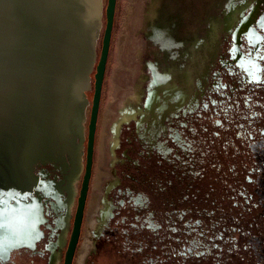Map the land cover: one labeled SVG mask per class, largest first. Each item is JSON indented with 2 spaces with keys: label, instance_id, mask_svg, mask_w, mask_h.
Listing matches in <instances>:
<instances>
[{
  "label": "rangeland",
  "instance_id": "obj_1",
  "mask_svg": "<svg viewBox=\"0 0 264 264\" xmlns=\"http://www.w3.org/2000/svg\"><path fill=\"white\" fill-rule=\"evenodd\" d=\"M99 2L100 23L94 31L97 60L107 0ZM254 6L258 10L253 24L261 41L253 46L242 32L235 48L236 30L253 15ZM262 16L264 0H117L78 245L79 249L96 192L102 207L96 229L86 227L85 237L91 239L93 229L94 240L86 264L108 255L103 254L104 245L123 259L120 264L228 260L264 264V24L258 23ZM232 18L233 27L227 29ZM240 58L252 60L259 76H253L252 62L246 65ZM157 72L176 78L169 97L159 85L163 83L155 81ZM94 73L93 69L86 91L90 102ZM152 93L170 104L171 111L149 113ZM109 109L104 167L109 174L99 190L94 188L101 166L99 136L102 116ZM164 114L165 127L151 139L155 120ZM85 155L86 151L84 161ZM40 167L52 170L48 163ZM109 204L113 214L105 221ZM171 255L175 258L169 261ZM101 264L114 262L104 259Z\"/></svg>",
  "mask_w": 264,
  "mask_h": 264
},
{
  "label": "flooded vegetation",
  "instance_id": "obj_2",
  "mask_svg": "<svg viewBox=\"0 0 264 264\" xmlns=\"http://www.w3.org/2000/svg\"><path fill=\"white\" fill-rule=\"evenodd\" d=\"M248 5L249 3L242 6L240 13H243ZM257 10L254 6L253 15L244 19L237 32L235 31V48L239 47L242 32H246L253 46L259 45L261 34L253 24ZM234 22L232 18L226 23V28L232 29ZM258 23L264 24V16ZM96 60L95 57L92 67L94 70ZM240 61L246 65L252 62L254 69L251 72L254 77L259 76L258 67L252 60L243 61L240 58ZM184 74L187 76L185 81L187 82L188 74L186 72ZM175 80L171 73L161 75L157 72L155 75V81L163 83L159 85L165 88L168 97L172 93ZM44 87L39 92L37 108L31 112L33 119L26 120V116L23 119L19 151L14 158L17 162L9 161L0 169V264H64L85 164L84 147H86L87 120L91 102L86 92L85 97L74 104L73 87L67 81L57 84L51 90L47 86ZM153 94L147 102L149 113L155 116L156 110L163 113L171 111L170 104L165 105L158 101L159 94ZM82 105L84 106L80 112ZM111 112L107 110L105 114H108L102 117L103 129L99 136L101 166L94 184V188L99 190L102 188L105 176L109 174L104 167L108 159L107 139L110 134L108 123ZM165 117L164 114L160 116L161 120L159 118L155 120L157 128L156 131H152L151 139L156 137L161 127H165L163 122ZM116 131L119 133L120 126L116 127ZM43 163L50 164L52 170L41 168ZM99 197L100 195L94 192L90 199L83 243L77 251L75 264H86L94 248L93 229L91 239L85 237V231L87 224L94 226L95 229L97 227L96 214L100 213L102 207ZM112 214L113 208L109 204L104 213L105 221ZM102 249L104 252L102 253L108 255L104 256L106 258L98 257L96 264H101L104 259L109 261L110 256L112 258L115 256L112 251L106 250L105 245Z\"/></svg>",
  "mask_w": 264,
  "mask_h": 264
},
{
  "label": "bare ground",
  "instance_id": "obj_3",
  "mask_svg": "<svg viewBox=\"0 0 264 264\" xmlns=\"http://www.w3.org/2000/svg\"><path fill=\"white\" fill-rule=\"evenodd\" d=\"M99 1L0 0V169L17 162L23 119H33L44 86L67 81L74 104L85 97Z\"/></svg>",
  "mask_w": 264,
  "mask_h": 264
},
{
  "label": "water",
  "instance_id": "obj_4",
  "mask_svg": "<svg viewBox=\"0 0 264 264\" xmlns=\"http://www.w3.org/2000/svg\"><path fill=\"white\" fill-rule=\"evenodd\" d=\"M116 5H117V0H107V4L105 7L106 23L102 38L101 51L95 66L94 82H93L94 92H93L92 101L90 103L89 121L87 124L86 147H84V150H86L85 164L82 174V181L80 183V188H79L77 206L75 209L71 235L65 252L64 264H75L76 262L75 256L77 253L79 241L81 239L86 206H87V199H88V194H89L91 179L93 174L94 152H95L97 127H98L99 113L101 106L102 90H103V83L105 79L109 52L111 47ZM92 71L93 68L91 69L90 74L92 73ZM88 89L90 88L88 87L86 91ZM86 91L85 92L83 91L81 94L86 93ZM14 116L12 120L17 119L16 115ZM84 141H85V136L83 138V142ZM2 186L3 185H1V187Z\"/></svg>",
  "mask_w": 264,
  "mask_h": 264
},
{
  "label": "trees",
  "instance_id": "obj_5",
  "mask_svg": "<svg viewBox=\"0 0 264 264\" xmlns=\"http://www.w3.org/2000/svg\"><path fill=\"white\" fill-rule=\"evenodd\" d=\"M115 257V256H114ZM113 257V259H111L112 257L110 256L109 257V261H108V263H111V260L114 262V264H120L121 263V261L123 260H121L118 256H116L115 258ZM175 257L173 256V255H171V257H170V259H169V261L170 260H172V259H174ZM111 259V260H110ZM237 260V259H236ZM123 262V261H122ZM227 264H240V263H237V262H232V260H228L227 262H226ZM183 264H194V263H191V262H189V261H186L185 263H183Z\"/></svg>",
  "mask_w": 264,
  "mask_h": 264
}]
</instances>
